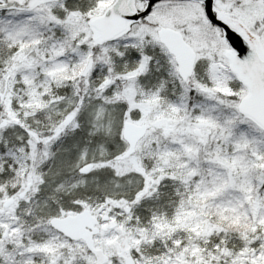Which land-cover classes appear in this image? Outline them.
Wrapping results in <instances>:
<instances>
[{
  "label": "snow or ice",
  "instance_id": "obj_1",
  "mask_svg": "<svg viewBox=\"0 0 264 264\" xmlns=\"http://www.w3.org/2000/svg\"><path fill=\"white\" fill-rule=\"evenodd\" d=\"M0 264H264V0H0Z\"/></svg>",
  "mask_w": 264,
  "mask_h": 264
}]
</instances>
